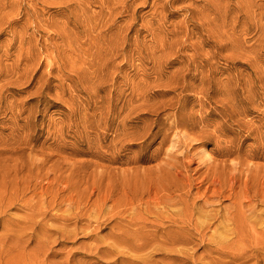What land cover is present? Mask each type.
<instances>
[{
	"label": "rangeland",
	"instance_id": "rangeland-1",
	"mask_svg": "<svg viewBox=\"0 0 264 264\" xmlns=\"http://www.w3.org/2000/svg\"><path fill=\"white\" fill-rule=\"evenodd\" d=\"M263 234L264 0H0V264H264Z\"/></svg>",
	"mask_w": 264,
	"mask_h": 264
},
{
	"label": "bare ground",
	"instance_id": "bare-ground-1",
	"mask_svg": "<svg viewBox=\"0 0 264 264\" xmlns=\"http://www.w3.org/2000/svg\"><path fill=\"white\" fill-rule=\"evenodd\" d=\"M176 116H177V115H176ZM171 124H172V123H171ZM176 125H179V123H176ZM174 126H175V125H174ZM179 126H180V125H179ZM174 128H175V127H174ZM176 128H177V127H176ZM201 132H202V131H201ZM206 132H207V131H206ZM207 133H208V132H207ZM202 134H203V133H202ZM205 135H206V134H205ZM205 135H204V138H205ZM199 136H200V135H199ZM202 136H203V135H202ZM202 136H201V137H202ZM202 138H203V137H202ZM202 138H201V140L204 139V138H203V139H202ZM196 139H198V141H197V140H196V141L194 140V141H195V142H199V139H200V138L197 137ZM192 141H193V140H192ZM174 145H175V144H174ZM171 148H173V147H171ZM175 148H176V147H175ZM175 148H174V149H175ZM226 149H227V148H226ZM226 151H227V150H226ZM228 154H229V153H228ZM210 162H211V161H210ZM237 163H238V162H237ZM219 165H220V164H219ZM224 169H225V168H224ZM245 170H246V169H245ZM224 172H225V171H224ZM231 179H232V178H231ZM237 179H238V178H237ZM215 182H216V181H215ZM233 184H234V183H233ZM232 190H233V188H232ZM215 193H216V192H215ZM220 194H221V193H220ZM220 194H219V195H220ZM244 201H245V200H244ZM247 201H249V200H247ZM262 201H263V200H262ZM262 201H261V203H262ZM242 203H245V204H246V202H242ZM249 204H250V203H249ZM242 205H243V204H241L240 206H242ZM247 205H248V204H247ZM240 206H239V207H240ZM253 206H254V205H253ZM243 207H244V206H243ZM243 207H241V208H243ZM246 207H247V206H246ZM249 207H250V206H249ZM243 209H244V208H243ZM190 215H191V214H190ZM191 221H192V220H191ZM206 222H207V221H206ZM232 223H233V221H232ZM235 223H236V222H235ZM239 223H241V222H239ZM258 223H259V221H258ZM212 224H213V223H212ZM242 225H244V224L242 223ZM251 225H252V224H251ZM252 226H254V225H252ZM242 227H243V226H242ZM254 227H255V226H254ZM254 227H253V228H254ZM242 229H243V228H242ZM236 231H237V230H236ZM200 232H201V231H200ZM233 232H234V231H233ZM254 233H255V232H254ZM254 233H253V234H254ZM240 236H241V235H240ZM257 236H261V235L257 234ZM240 238H241V237H240ZM255 238H256V237H255ZM260 240H263V242H264V234L262 235V237H261ZM202 241H203V240H202ZM253 241H254V240H253ZM253 241H252V242H253ZM252 242H249V243H252ZM254 242H255V241H254ZM260 243H261V242H260ZM260 243H259V248H260V245H261ZM256 244H257V243H256ZM262 244H264V243H262ZM256 247H257V246H256ZM227 249H228V247H227ZM251 249H252V248H251ZM253 249H256V248H253ZM256 250H257V249H256ZM258 250H259V249H258ZM246 251H247V250H246ZM254 251H255V250H254ZM245 253H246V252H245ZM251 253H252V252H251ZM261 254H262V253H260V251H259V252H258V251H257V252H253V253L250 254V255L247 253V255H246V259H247V260H248V259H249V260H256L257 262H258V261H262L261 258H260ZM256 264H257V263H256Z\"/></svg>",
	"mask_w": 264,
	"mask_h": 264
}]
</instances>
